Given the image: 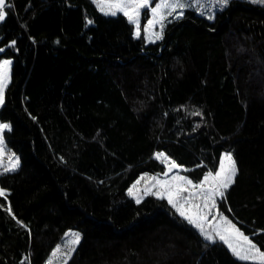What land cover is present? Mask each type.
<instances>
[{
	"label": "trees",
	"instance_id": "trees-1",
	"mask_svg": "<svg viewBox=\"0 0 264 264\" xmlns=\"http://www.w3.org/2000/svg\"><path fill=\"white\" fill-rule=\"evenodd\" d=\"M7 4L0 119L21 163L0 174V264H45L70 229L65 264H244L165 199L127 195L164 169L158 150L196 181L231 151L218 207L264 250V4L231 0L213 19L188 8L155 42L93 0Z\"/></svg>",
	"mask_w": 264,
	"mask_h": 264
},
{
	"label": "snow or ice",
	"instance_id": "snow-or-ice-1",
	"mask_svg": "<svg viewBox=\"0 0 264 264\" xmlns=\"http://www.w3.org/2000/svg\"><path fill=\"white\" fill-rule=\"evenodd\" d=\"M93 2L105 15L123 14L130 23L135 25L136 36L140 35V20L144 10L149 9L150 18L147 19L143 30L147 34L156 24H160L161 31L152 33L156 40L163 38L164 22L167 19L165 10H169L167 16H172V13L176 12L177 15L174 18L182 17L186 8L193 7L203 14L201 8L196 6L193 0H158L155 6L150 8L151 0H93ZM252 2L264 4V0H252ZM214 3L223 8L228 5L229 0H214ZM9 7L11 5L6 4V0H0V22L5 20L6 8ZM177 9L180 11L177 12ZM207 18L213 19L214 16L209 15ZM88 23H92V21H88ZM11 44L14 45L15 41L13 40ZM2 51L3 49H0V52ZM10 65V60L0 61V106L4 104L5 100L4 93L6 82L9 79ZM193 115H202V113L196 111ZM5 130H11L10 124L0 123V168H2L0 174L15 171L19 166V157L15 153H11L8 155V166L4 167ZM154 156L165 165V171L162 173L165 179H158L157 176L149 177L147 173L138 178L128 189V194L135 198L137 204L141 202L140 193L144 196L152 195L158 199H166L176 213L196 228L206 240L215 243L218 239L244 264H264V250L254 242L255 233L252 236L246 235L237 227L236 223L219 211L218 201L226 200V192L234 184L238 174L237 162L232 152H224L220 156L216 170L209 169L198 181H193L186 175H180L179 171L169 178V173L173 170H182L184 166L178 164L164 152L154 153ZM141 181L144 182L143 189L138 187ZM0 197L7 198L6 189L0 188ZM8 211L11 213L10 207ZM69 235L74 239L66 241L67 244L79 243L80 233L70 230L69 233H65V236ZM60 247L57 245V248L53 250V256L56 255ZM74 250V247L70 249V251ZM49 264H51V260Z\"/></svg>",
	"mask_w": 264,
	"mask_h": 264
},
{
	"label": "rangeland",
	"instance_id": "rangeland-1",
	"mask_svg": "<svg viewBox=\"0 0 264 264\" xmlns=\"http://www.w3.org/2000/svg\"><path fill=\"white\" fill-rule=\"evenodd\" d=\"M231 0H229V2H230ZM247 1H250V2H252V0H247ZM156 2H158V0H151V4H150V6H149V8L150 7H153V6H155V3ZM193 3L196 5V6H198V7H200L201 8V11L203 12V14H201V12H198L199 14H201V15H205V16H209V15H214L215 14V12H217V11H219V10H222V9H224L225 7H223V8H221L219 5H217V4H215L214 3V0H193ZM97 6V5H96ZM98 7V6H97ZM194 9H195V7H193ZM99 9V8H98ZM186 9H188V8H186ZM185 9V10H186ZM184 10V11H185ZM145 11L148 13V16L147 17H145L146 15H145ZM169 10H165V15H166V17H168L167 16V12H168ZM178 11H180L179 9H177V12ZM104 14V13H103ZM118 15V14H117ZM172 15H174V16H176L177 15V13L176 12H173L172 13ZM108 16H112V15H108ZM148 18H150V10L149 9H145L144 10V13H143V15H142V18H141V20H140V24H141V29H140V34L143 32L144 34H145V36H146V39H147V42H155V41H157L156 39H155V36L154 35H152V33H154V32H160L161 31V27H160V24H156L155 26H154V28H152L151 29V31L150 32H148L147 34L144 32V30H143V26L147 23V19ZM133 24V23H132ZM164 25H165V22H164ZM133 26H134V29H135V32H136V28H135V25L133 24ZM164 29V28H163ZM162 35H163V33H162ZM2 60H10L11 61V65L9 66V79H8V81L6 82V88H5V93H4V95H6V90H7V87H8V85H9V83H10V81H11V67H12V64H13V60H12V58H9V57H2L1 59H0V61H2ZM5 101V100H4ZM1 107L2 106H0V109H1ZM0 123H8V124H10V122H7V121H3L2 119H0ZM10 126H11V124H10ZM6 131H8V130H5V133H6ZM5 141H6V138H5ZM157 152H164V153H166L165 151H163V150H158V151H156V153ZM224 152H228V151H224ZM223 152V153H224ZM231 152V151H230ZM11 153H15L16 154V156L17 157H19V154L17 153V152H15L14 150H12L9 146H8V144H7V142H6V154H5V156H4V167H7L8 166V155H10ZM222 153V154H223ZM234 156V155H233ZM234 158H235V156H234ZM157 159V158H156ZM157 160H159V159H157ZM236 160V159H235ZM160 161V160H159ZM161 162V161H160ZM20 163H21V161H20V157H19V166H20ZM163 164V163H162ZM18 166V167H19ZM163 166H164V169L163 170H159V171H154V172H149V171H146V172H142V173H140V175L130 184V186H132V184L138 179V178H140L141 176H143V174H145V173H147L148 175H149V177H151V176H157L158 177V179H165V177L162 175V173L165 171V165L163 164ZM18 167L16 168V169H18ZM177 171H179V174L180 175H186V176H188L189 178H191L187 173H186V168L184 167V169H182V170H173V172H171V173H169V178L172 176V175H175L176 174V172ZM0 172H2V168H0ZM192 179V178H191ZM193 181H196V180H194V179H192ZM129 186V187H130ZM129 187L127 188V195L129 196V197H131V198H133V199H135L133 196H130L129 194H128V189H129ZM138 187L140 188V189H143L144 188V182L143 181H141V183H140V185H138ZM1 188V187H0ZM185 195H187V194H185ZM140 196H141V201L144 199V198H146L147 196H144V195H142V193H140ZM148 196H152V195H148ZM166 200V199H165ZM167 201V200H166ZM171 206V205H170ZM174 209V208H173ZM175 210V209H174ZM220 211V210H219ZM176 212V211H175ZM178 214V213H177ZM179 215V214H178ZM234 223V222H233ZM238 227V226H237ZM71 230V232H78V233H80V237H81V232L80 231H78V230H76V229H70ZM70 230H68L67 231V233H69L70 232ZM242 231V230H241ZM200 233V232H199ZM247 235V234H246ZM204 237V236H203ZM72 239H74L71 235H69V236H65L64 237V239H63V241L61 242V243H59L58 245H60L61 247H60V249H59V251L56 253V255L55 256H53L52 254H53V251H52V253H51V255L49 256V258L47 259V261L45 262V264H49V261L51 260V264H65L66 262H67V260L69 259V257H70V255H71V252L72 251H70V249L71 248H75V246H76V244L75 245H70V244H67L66 243V241H70V240H72ZM205 239V238H204ZM206 240V239H205ZM207 241H209V240H207ZM255 242V241H254ZM256 243V242H255ZM257 244V243H256ZM258 245V244H257ZM259 246V245H258ZM57 248V246L55 247V249Z\"/></svg>",
	"mask_w": 264,
	"mask_h": 264
},
{
	"label": "water",
	"instance_id": "water-1",
	"mask_svg": "<svg viewBox=\"0 0 264 264\" xmlns=\"http://www.w3.org/2000/svg\"><path fill=\"white\" fill-rule=\"evenodd\" d=\"M6 4H7V0H6Z\"/></svg>",
	"mask_w": 264,
	"mask_h": 264
}]
</instances>
